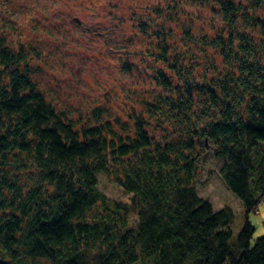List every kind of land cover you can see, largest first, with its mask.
Instances as JSON below:
<instances>
[{
  "label": "trees",
  "instance_id": "obj_1",
  "mask_svg": "<svg viewBox=\"0 0 264 264\" xmlns=\"http://www.w3.org/2000/svg\"><path fill=\"white\" fill-rule=\"evenodd\" d=\"M216 1L230 32L199 50L218 48L219 58L194 73L201 53L191 50L190 69L171 66L176 78L158 70L125 116L101 104L76 115L59 108L24 47L0 39V264H264V235L253 242L250 219L264 197V0ZM150 24H137L146 38L170 34ZM158 37L138 63L179 52ZM122 64L133 73V62ZM208 155L245 209L237 233L233 208L198 193ZM101 173L128 200L102 191Z\"/></svg>",
  "mask_w": 264,
  "mask_h": 264
},
{
  "label": "rangeland",
  "instance_id": "obj_2",
  "mask_svg": "<svg viewBox=\"0 0 264 264\" xmlns=\"http://www.w3.org/2000/svg\"><path fill=\"white\" fill-rule=\"evenodd\" d=\"M237 1L246 4V0ZM158 5L163 10L153 12ZM168 11L173 12L172 19L167 17ZM259 12L264 16V11ZM148 16L152 23L149 32L156 28L155 24H165L170 34H148L146 38L147 33H142L137 24ZM187 29L192 32V42L183 36ZM219 32L228 35L230 27L216 0H0V39L5 38L14 49L24 47L29 53L25 64L33 79L48 99L61 109H70L73 115L79 109L101 104L125 116L130 107L139 108L148 96L147 89L153 84L151 75L160 70L176 78L171 66L177 62L190 69L195 57L189 56V51L201 53L196 57L193 72L204 70L206 62L213 60L211 54L214 57L219 50L209 49L211 46H205L209 50H199L201 42ZM199 34L205 39L194 37ZM157 37L179 52L173 55L175 51L170 50L166 64L150 57L153 51L145 56L146 63H138L141 53ZM34 49L40 52L39 56ZM125 60L134 63L132 67L137 69L133 73L122 69ZM219 166L220 162L208 155L199 170L198 193L215 209L224 205L233 208V229L237 233L244 222L245 209L226 187ZM111 177L99 175L100 189L111 198L128 200L129 196ZM133 219L131 216L130 221ZM250 219L254 224V242L264 235V197Z\"/></svg>",
  "mask_w": 264,
  "mask_h": 264
}]
</instances>
